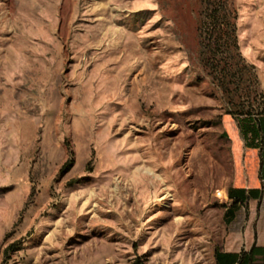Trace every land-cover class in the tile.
I'll use <instances>...</instances> for the list:
<instances>
[{
    "label": "rangeland",
    "instance_id": "1",
    "mask_svg": "<svg viewBox=\"0 0 264 264\" xmlns=\"http://www.w3.org/2000/svg\"><path fill=\"white\" fill-rule=\"evenodd\" d=\"M236 6L257 91L216 85L200 0H0V264H217L249 217L264 245V195L225 215L231 99L264 100V0Z\"/></svg>",
    "mask_w": 264,
    "mask_h": 264
},
{
    "label": "trees",
    "instance_id": "2",
    "mask_svg": "<svg viewBox=\"0 0 264 264\" xmlns=\"http://www.w3.org/2000/svg\"><path fill=\"white\" fill-rule=\"evenodd\" d=\"M238 8L236 0H200L198 11L197 32L200 39L203 61L211 68V75L216 85L224 92L230 93V83H237V91L247 92L250 87L258 90V76L255 68L248 64L241 54L237 36ZM263 99V94L257 92ZM234 111L231 114L239 124L247 147L260 148L262 169H264V100L255 106L252 102L245 104L231 99ZM74 163V158L65 161L59 174L68 171ZM239 188H228V194L235 196ZM251 257L236 253L216 252V260L221 264L224 258L227 264H255L256 247L250 250ZM263 264V263H262Z\"/></svg>",
    "mask_w": 264,
    "mask_h": 264
},
{
    "label": "crops",
    "instance_id": "3",
    "mask_svg": "<svg viewBox=\"0 0 264 264\" xmlns=\"http://www.w3.org/2000/svg\"><path fill=\"white\" fill-rule=\"evenodd\" d=\"M232 119L233 122L232 123ZM229 123V127L233 132V143L236 153V165L237 171L235 175V184L230 186L232 188L242 189L240 192H235V196L231 197L227 192L224 191V197L229 199L231 202L225 211V215L229 224L235 225L239 218L242 217L246 219V213L253 215L251 211L253 207L261 201L263 198V189H264V169H262V160H261V150L260 148L247 147L245 144L244 137L239 128L238 121L235 118H227L226 120ZM236 122V125H235ZM246 152L247 160H251L254 164H258L257 172H251L246 174L245 171L241 170L243 163L244 154L242 151ZM246 160V162H247ZM246 231L234 233L231 237L229 248L220 250L221 253H236L242 256L246 255L247 259L251 257L250 250L253 246L256 247V255L254 256L253 263L255 264H264V245L260 244L256 240V232L254 230V222L249 219L246 221ZM236 230V229H234ZM217 262V260H216ZM218 264V263H217ZM221 264H227L224 258L221 259Z\"/></svg>",
    "mask_w": 264,
    "mask_h": 264
}]
</instances>
